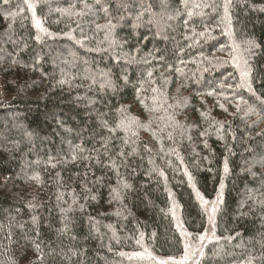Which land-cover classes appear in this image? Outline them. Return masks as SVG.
Masks as SVG:
<instances>
[{"label":"trees","instance_id":"trees-1","mask_svg":"<svg viewBox=\"0 0 264 264\" xmlns=\"http://www.w3.org/2000/svg\"><path fill=\"white\" fill-rule=\"evenodd\" d=\"M32 1L0 0V264L178 256L207 201L199 264H264V0Z\"/></svg>","mask_w":264,"mask_h":264},{"label":"rangeland","instance_id":"rangeland-1","mask_svg":"<svg viewBox=\"0 0 264 264\" xmlns=\"http://www.w3.org/2000/svg\"><path fill=\"white\" fill-rule=\"evenodd\" d=\"M25 3L27 4V6L31 10V12H33L36 1L25 0ZM201 18H203V17H201ZM34 24H35L34 26H35V30H36V38L38 40L43 41V39H41V38L46 37L49 39L48 41L50 42V44H52V42L55 43L56 40H54L53 36L50 35V33L46 29H44V26L40 23V21L38 19L34 18ZM223 33H224L225 37L229 40L228 42L231 44V50L233 48V51H234V46H236V45H233V42H231V40H230L231 38H229L231 34L228 33V31H226V30H223ZM38 40H37V42H40ZM60 47H62L60 49H67L66 46H60ZM78 47L80 49H83V48H81L82 47L81 45H78ZM239 51L240 52H235V55L233 57V61L231 63H232V66L234 68H237L238 72L243 76L244 74L246 75L248 63H247L246 57L243 58V54H241L242 53L241 48L239 49ZM244 84L248 88L250 87V85H248V80L246 81L245 77H244ZM175 91L178 93V92L182 91V89H179L178 85H176ZM241 92H243V94H245V95L253 94V93H249V91H247L245 89V86L241 88ZM162 95L164 96V95H166V93L164 94L161 92L159 95V99L156 96L154 100L156 103L158 102L160 108L164 107L163 109H166L167 108L166 104L172 102V100H173V98L170 97L173 94L170 92L169 94H167V97H165V99H164V97L162 98ZM4 100H5V96H3V94L0 92V104ZM236 106H237V104H236ZM248 111H249L248 109L244 110V112H248ZM123 114H125V116L128 114L126 108H125V111ZM248 114H249L248 118L250 116H252L255 118V120H257V117L254 114H252L251 111H249ZM147 118H148V114H146L143 121H141V122L144 124V121H146ZM139 120L140 119H138V118L135 119V124H133V126H132L133 129H135V130H133L134 133H139V134L142 133L143 136L149 137L148 133L145 130H143V127H142V130L140 131V129L138 127V125L140 124ZM144 125L150 126V124L147 122H145ZM126 131L129 132L130 129H126ZM216 205H217V201H216ZM202 206H204L203 209H204L205 214H206L207 224H206V227H205L203 233H201L197 236H192L188 231L185 230V228L181 222L180 216H178V214L176 213L175 208H174L173 212H172V210L170 211L172 216L173 215L175 216V218H173V219H174L176 228L179 230V234H180V238H181V242H182V246H183V251L180 255L173 256V257L159 256V255H156L155 253H153L146 245H144V244L141 245L139 243V247H138V245L136 246V247H138V249L136 251L130 252L129 256H127V255L126 256L127 257L142 256L144 260L149 261V263H151V264H199V259H200V256H201V253H202L204 246L213 240V237H212L213 236L212 219H213V213L215 212V202L214 201H207Z\"/></svg>","mask_w":264,"mask_h":264}]
</instances>
